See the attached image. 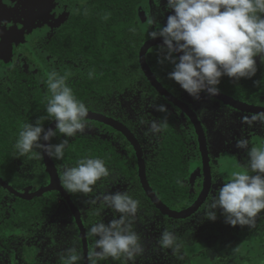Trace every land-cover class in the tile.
Here are the masks:
<instances>
[{
  "label": "clouds",
  "instance_id": "9594fccd",
  "mask_svg": "<svg viewBox=\"0 0 264 264\" xmlns=\"http://www.w3.org/2000/svg\"><path fill=\"white\" fill-rule=\"evenodd\" d=\"M166 7L170 12L166 22L151 31L150 36L162 41L163 58L159 62L173 65L169 78L194 99H199L202 93L218 96L224 77L235 81L252 79L258 71L256 58L264 65V0H167ZM83 14H88L87 8ZM109 16L110 13L103 18ZM130 31L135 33L136 29ZM93 76L94 72L89 70V79ZM255 84L261 86L264 78ZM46 87L50 93L47 115L35 123L23 124L14 147L20 157L39 158L46 154L63 160L70 144L68 138L84 131L89 109L75 96L66 76L52 71ZM158 110L166 111V108L161 105ZM48 119L55 121V130L44 127ZM257 121L264 124V112L247 118L249 124ZM160 130L156 123L151 125L152 132ZM57 132L65 139L53 144L50 141ZM237 148L246 150L247 163L232 172L227 182L216 190L203 216L215 222L220 211L230 226L251 228L264 213V145L249 148V141L241 138ZM109 174L103 159L82 158L75 166L64 167L61 184L69 193L88 194L97 181ZM139 203L127 192L102 196V204L121 215L107 224L98 222L90 227L88 236L94 239L88 252L89 264L109 257L119 259L122 255L134 260L143 253L140 237L131 230L130 224ZM177 239L174 232L166 229L159 238V245L176 253L180 249ZM81 258L76 248H70L62 259L63 264H78Z\"/></svg>",
  "mask_w": 264,
  "mask_h": 264
},
{
  "label": "trees",
  "instance_id": "16d2710c",
  "mask_svg": "<svg viewBox=\"0 0 264 264\" xmlns=\"http://www.w3.org/2000/svg\"><path fill=\"white\" fill-rule=\"evenodd\" d=\"M91 10L92 12L90 14L88 12L87 15H82L84 27L82 26L80 30L83 31V36L78 35L77 38L74 37V30H72L69 24L56 34L53 43L49 46L48 50L51 54L60 56L61 58L60 65H57V71L61 73L60 70L64 68L70 70V63L76 56H82L81 58L88 59L89 70L94 72L93 78L89 79L88 75L78 78L69 77L67 78V83L73 89L75 96L85 102L89 110L102 112V101L104 99H110L115 93L126 90L120 89L123 86V80H125L126 85L128 84V77L122 78L121 68L135 61L140 79L151 88V94L158 99V107L160 108V106L163 105L166 108V111H159L161 139L156 148V154L151 160L148 158L147 175L149 183L160 199L169 207L177 210L185 209L192 205L197 199L202 187L201 178L196 181L194 192L191 191V187L187 183L191 163L196 160L200 164L201 158L197 138L189 119L151 87L141 71L138 62L139 50L145 41L151 38L150 32L153 31L151 20L148 19L146 23H143L139 15V11L148 12V0H93ZM109 13V18L104 19L103 17ZM90 21L93 23L90 24ZM131 28H135L136 32L133 33L130 31ZM162 58L163 54L161 52V47H154L148 53V62L157 78L167 90L179 96L178 89H181L180 85L168 76V73L173 69V65L167 61L161 64L159 61ZM257 68V74L252 79L235 81L234 79L224 77L219 85L220 91L249 104L264 106V84L261 86H256L255 84V81L264 78V65L259 63L257 64ZM49 96L50 93L48 90L44 96L37 92L35 96V105L33 107L30 106L31 109H34V113L30 115V118L27 120H19V124L35 123L40 117L46 116V105ZM40 98H43V100L39 101ZM167 105L172 106L175 109V113L168 110ZM180 116L186 119L185 126L191 131L192 138L187 136L186 129L178 125ZM50 120L51 119L44 121V127L49 124ZM16 122L14 118L13 123L17 124ZM86 122L87 124L85 127L97 128L98 133L96 136L84 135L74 137L73 139L68 138L70 144L65 150L64 159L58 160L53 158L60 175L62 174V168L65 166H75L82 158L103 159L106 167L109 169V175L125 178L131 182L133 191L130 196L140 201L138 207L144 209L145 212L152 210L158 215H162L151 203L142 189L138 175L137 158L134 149L126 138L120 132L105 124L88 120H86ZM101 134H109L112 136V139L118 143L122 141V146L125 147L127 151L126 155L120 156L114 146L101 138ZM15 136H18V133H15ZM63 139H65V137L57 132L56 137L52 138V143H60ZM30 159L33 161L38 160L40 165L37 175L41 180L35 183H40L42 181L44 184H47L49 177L43 165L42 155L39 158L33 156ZM5 160H7L6 155ZM0 175L14 187L19 189L21 186L19 183L20 181L16 180L14 169L9 170L1 167ZM103 179L104 182L97 187L99 190H101L102 186L108 183L111 184V180H108V178L106 179L104 177ZM30 183V185H32L30 186V191H35L38 186H34L33 182ZM1 191L5 190L0 186V192ZM70 195L76 205L84 206L86 204L87 194L70 193ZM61 201V195L58 192L47 193L45 196L35 198L33 201L16 198L12 210H10L12 214L11 218L6 220V222L4 221L0 226V231L3 230V235L2 233L0 234V240L6 238V232L16 223L21 224L24 229H29L32 224L39 223L43 216L56 211L60 207ZM203 207L201 209H203ZM5 212L6 209L0 206V216L2 218ZM68 213L71 215L69 210ZM97 217L98 214L95 213V211H89L87 216H83L87 233L90 227L96 223ZM164 218L167 221H174L167 217ZM71 220L75 228V233L79 235V230L72 216ZM88 239L91 249L94 238L88 236ZM3 243H5V241ZM78 243L80 246L78 253L82 257L78 264H83V252L81 248V239L79 237ZM1 246L2 245H0V251L8 253L10 245ZM184 248L185 242L181 241L180 250ZM22 252L25 259L29 262L28 264H34L35 249L25 246ZM200 256L209 257L212 261L210 262L211 264L218 263V260H216L209 251H206L205 248L202 249ZM59 262L63 264V259L60 258ZM97 264H127V262L122 255L119 259L109 257L104 260H98Z\"/></svg>",
  "mask_w": 264,
  "mask_h": 264
},
{
  "label": "rangeland",
  "instance_id": "374dc122",
  "mask_svg": "<svg viewBox=\"0 0 264 264\" xmlns=\"http://www.w3.org/2000/svg\"><path fill=\"white\" fill-rule=\"evenodd\" d=\"M166 2L167 0H149L150 11L149 13L144 12V15L146 21L151 20L153 30L158 26L162 27L170 14ZM256 59L259 64V58ZM52 61L54 68V58ZM52 71L56 70L50 67L45 78ZM56 72L58 73V71ZM80 72L85 71L81 69ZM124 72L129 77L130 84L133 81H139L133 82L135 83L133 88L117 92L107 101L104 99L102 105L104 109L114 113L117 118L125 120L140 133L145 157L151 160L156 154V148L161 139V130L159 132L151 131L153 123L160 127L158 102L145 82L135 76V66L125 68ZM59 74L67 78L72 76L69 69L66 68L62 69ZM35 77L39 83L42 82L43 77L39 75ZM178 90L180 98L197 110L206 127L215 182L211 196L203 209L183 221H167L152 210L145 212L144 209L138 207L136 215L130 218V224L131 230L140 237L144 250L134 260H127L124 256L125 261L127 264H211L212 261L209 257L200 256L202 249L205 248L218 260L217 264H264V213L256 218L255 227L251 228L230 226L225 222V217L220 211H217L218 218L215 222L206 220L203 216V212L216 190L227 182L232 172L247 163L246 150L237 148V141L241 138L247 139L249 148L255 145H264V124L259 121L249 124L247 118L252 115L228 109L211 101L203 93L199 99H194L182 88ZM178 125L186 129L187 136L192 138V133L186 128L183 120L179 121ZM84 135L96 136L97 131L95 128L85 127L84 131L78 132L75 137ZM101 138L109 139L103 135ZM115 149L118 150L117 145ZM31 157L33 156L20 157L16 155L13 162L17 166L21 165L19 171L27 176L28 182L39 181L41 180L37 175L39 161H33L30 159ZM147 163H149L148 159ZM199 165L198 161L194 160L190 166L187 183L192 190L201 175ZM105 178L111 180V184L108 183L99 190L97 187L104 182V179L97 181L93 186V191L86 196V204L80 205V211L83 216H87L89 211H95L98 214L96 223L107 224L113 219H119L121 214L103 205L102 196L115 192H127L130 195L133 186L128 181L114 175ZM24 194L26 193L24 192ZM13 203L14 201L8 198L2 204L6 211H9L8 214L4 213L5 218L12 215L10 210H12ZM57 210L43 216L39 223L32 224L29 229H24L19 223L15 227L13 226L10 231L13 245L10 246L8 253L2 254L1 264H28L29 262L22 252L25 246L35 249L34 264H60L59 259L63 258L68 249L76 248L78 251L80 248L79 235L75 233L65 204L61 202ZM166 229L175 233L179 245L181 241L185 242L183 250L179 249L174 253L172 249L160 247L159 238Z\"/></svg>",
  "mask_w": 264,
  "mask_h": 264
},
{
  "label": "flooded vegetation",
  "instance_id": "af4514ba",
  "mask_svg": "<svg viewBox=\"0 0 264 264\" xmlns=\"http://www.w3.org/2000/svg\"><path fill=\"white\" fill-rule=\"evenodd\" d=\"M92 3H93V0H0V168L2 167V168L9 169V170L14 169L15 174H16V180L20 181L19 183L21 186L18 189L14 187L9 181H7L3 176L0 175V178L3 179L6 183H8L10 186H12L16 191L20 193L24 194L25 192L26 194H30V193L36 192L40 188L48 185L49 181L47 184H44L42 181L40 183H35L37 181H34L33 182L34 186H38V188L35 191L31 192L30 191V186H32L30 185L31 183L28 182V180L26 179L27 176L19 171L21 165L17 166V164L13 162L14 157L18 155L14 147L16 139H17V136H15V133H18L17 130H20L22 126V124H19L18 121L27 120L30 118V115L34 113V109H31V107L35 105L36 93L38 92L42 96H44L45 93L47 92V88L45 86V80H47V78H45V76H46V73L48 72V69L51 67L52 69H55L57 71V65L58 64L60 65L61 63L60 56H55L51 54V52L48 50L49 46H51V44L53 43L56 34L60 30H62L63 28L67 27L70 24L72 30H74V33H73L74 37L77 38L78 35L83 36V31L80 30V28L83 26V21H82L83 10L87 8L90 14L92 12L91 10ZM148 6H149V0H148ZM149 11H150V7H149L148 12L146 13H149ZM140 13L141 11H139V15ZM92 23L93 22L90 21V24ZM81 57L76 56L75 59H72L70 63L71 69L69 70V72L72 75L71 76L72 78H78L80 76L88 75V72H89L88 59H84ZM53 58L55 60L54 68H53V61H52ZM138 62H139V55H138ZM139 65H140V62H139ZM134 66H135V76L138 77L137 79H140L138 70L136 68L135 61H132L128 66L126 67L123 66L121 68L122 78H127V75L125 74L124 69L127 67L133 68ZM81 69H84L85 72H80ZM58 73L60 72L58 71ZM36 75L43 77L42 82L39 83V81L36 80V77H35ZM129 81L130 80H128V84L126 85L125 80H123L122 81L123 86L120 89L127 90L130 88H133L134 87L133 85L135 84L133 82H136V81H133L131 84L129 83ZM138 81L139 80H137V82ZM147 87L151 89L148 85ZM175 96L180 98V96H177V95ZM153 97L158 102V99L155 96ZM209 98L211 99V101L217 102L220 105L232 110V108L227 107L226 105L216 101L215 99H212L211 97ZM41 100H43V98L39 99V101ZM187 104L191 108H193L198 114L197 110L192 105H190L189 103ZM167 109L175 113V109L172 106L167 105ZM95 112H98V111H95ZM99 113L105 114L106 116H109V117H113L121 121L123 124H125L135 134V136L140 141L143 147V143L141 142V137H140L141 135L132 125H130L128 122H126L125 120L119 117L117 118L114 113H110V111L104 108H103V111ZM14 118H15V121H17L16 122L17 124L13 123ZM181 120H183L184 124L186 125L185 123L186 119L180 116V118L178 119V122ZM51 122H53V120H50L49 124ZM49 124L45 128H47ZM89 128H94V127H89ZM205 130H206V127H205ZM96 131L98 133L97 128H96ZM102 135L109 137V139H106V141H108L112 146H115L116 148V145H117L118 147L117 152L120 154V156L126 155L127 151H126V148L122 146V141L118 143L114 141L112 139V136H110L109 134H101V136ZM5 155H6L7 160H5ZM147 159L148 158L145 157L146 166L148 167ZM43 165H44V162H43ZM199 166L201 168V175L199 179L200 178L202 179V185H203L202 164L200 163ZM211 166H212V177H213L214 169H213L212 159H211ZM137 167H138V163H137ZM62 171H63V168H62ZM122 179L126 180L125 178H122ZM214 183L215 182L213 178V185ZM129 184H131V182H129ZM2 189L5 190L6 192L5 191L0 192V197H1L0 206H2L4 201L7 200L8 198L12 199L13 201H15L16 198H18L15 195L11 194L9 191H7L5 188L2 187ZM194 190H195V187H194ZM194 190L191 189L192 192H194ZM201 190H202V187H201ZM210 196H211V193L209 197ZM61 202L65 203L63 199ZM65 206L70 211L66 203H65ZM78 207L80 209V206ZM6 213L8 214L9 211L7 210ZM71 216L72 214L70 215V217ZM160 216L166 217L163 215H160ZM10 218H11V215H9V217H6V218L5 217L2 218L0 216V226L4 223V221L6 222V220ZM82 218H83V215H82ZM170 220H173V219H170ZM16 225L17 223L14 224L13 226L15 227ZM12 228L13 227H11V229L6 232L5 234L6 238L0 240V245H2L1 247H3V245H10V246L13 245L12 233L10 232ZM2 232L3 230L0 231V234ZM4 241L5 243H3ZM81 248H82V244H81ZM89 248H90V245H89ZM3 253L5 252L0 251V264L2 262L1 256Z\"/></svg>",
  "mask_w": 264,
  "mask_h": 264
},
{
  "label": "water",
  "instance_id": "95a60500",
  "mask_svg": "<svg viewBox=\"0 0 264 264\" xmlns=\"http://www.w3.org/2000/svg\"><path fill=\"white\" fill-rule=\"evenodd\" d=\"M140 17L143 23H145L146 18H145L144 12L140 13ZM161 44H162V41L160 39L150 38L147 41H145V43L142 45L139 51V62H140L141 70L144 76L146 77L147 81L149 82V84L163 98H165L169 103H171L173 106L178 108L189 119L195 131L199 153H200V158H201V164H202L203 185H202V190L199 196L192 203V205H190L189 207L185 209L177 210V209H173L169 207L167 204H165L160 199V197L151 187L149 180H148L147 166H146V160H145L143 147L140 141L135 136V134L125 124H123L121 121L113 117H109V116H106L105 114L91 111V110H89V115L86 120L105 124L115 129L116 131L120 132L126 138V140L130 143V145L134 149V152L137 158V163H138V175H139L140 183L148 199L157 208V210L160 211V213L163 216L179 221V220L189 219L193 217L194 215H196L200 211V209L205 205V203L207 202L209 198V195L211 193L212 186H213L211 156H210V151H209L207 133L196 111L193 108H191L185 101L181 100L180 98L173 95L170 91H168L165 88V86L161 83V81L157 78L154 71L150 67V64L148 62V53L154 47H161ZM209 97L226 105L227 107H230L236 111H239L245 114L254 115V114L264 112V106L262 105L249 104L247 102L235 99L221 91L218 96H209ZM47 128H52L55 130V121L53 120V122H51ZM50 142L52 143V140ZM42 157H43V162H44L46 172L49 177L48 185L30 194H23V193L16 191L12 186H10L8 183H6L1 178H0V185L3 188H5L7 191H9L11 194L15 195L16 197L22 200H26V201H32L34 198L42 197L46 193H50L54 191L58 192L61 195L63 201L66 203V205L70 209V212L75 220V224L79 230V237L81 239L82 252H83V264H89L88 252L90 250L89 248L90 244H89V239H88V233H87V230H86L83 218H82V213L79 207L73 201L69 192H67L62 187L61 176L58 172L57 166L53 158L48 157L46 154H43Z\"/></svg>",
  "mask_w": 264,
  "mask_h": 264
}]
</instances>
